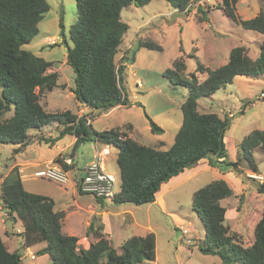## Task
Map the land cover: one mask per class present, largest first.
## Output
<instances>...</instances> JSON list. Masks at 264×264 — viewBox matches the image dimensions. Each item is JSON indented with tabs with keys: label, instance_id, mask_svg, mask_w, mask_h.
<instances>
[{
	"label": "trees",
	"instance_id": "16d2710c",
	"mask_svg": "<svg viewBox=\"0 0 264 264\" xmlns=\"http://www.w3.org/2000/svg\"><path fill=\"white\" fill-rule=\"evenodd\" d=\"M76 1L77 19L70 31L73 45L67 52V63L75 73V84L70 88L74 97L92 113L130 105L131 100L124 91L125 70L127 64L135 60V55L127 54L117 60L129 29L122 11L132 4L143 7L153 0ZM167 1L180 12L188 13L193 8V0ZM237 2L221 0L219 8L234 22L264 37V11L243 19L236 11ZM50 8L48 0H0V145L22 149L32 142L31 131L42 132L49 125H62L64 128L56 139L70 134L76 141L67 155L72 162H66V156L59 155L55 163L70 172L75 186L83 194L91 193L79 188L82 171L76 169L75 163L79 147L87 140L111 146L117 152L121 180L120 190L111 199L117 205L155 202L164 183L197 166L203 159L222 172L233 171L243 182L245 178L255 180L240 164L245 160L249 169L259 170L254 150H264V128L247 134L239 143L237 160H231L225 140L231 116L200 111L199 99L232 84L237 76L264 75V40L257 58H252L244 45H237L231 49L228 61L214 69L193 54L197 58L196 72H186L184 56L175 59L172 67L163 71L173 85L185 87L187 95L182 103L183 121L175 140L169 148L162 149L134 138V126L130 122L98 131L88 122L87 115L92 113L79 115L78 106L77 111H49L44 107L41 96L56 89L66 90V82L61 80L57 70H50L54 67L53 61L25 49L24 45L39 33V23ZM139 46L163 51V46L151 39L140 40ZM197 72L207 74L199 80ZM12 110L14 113L5 117ZM147 118L153 131H163L151 117L147 115ZM42 137L39 135L38 139ZM256 185L264 196V181ZM232 195L234 189L224 178H217L194 191L192 206L205 227L198 248L205 254L219 256L223 264H264V206L254 226V241L246 245L241 232L233 230L226 222L227 207L222 200ZM0 199L4 204L3 216L20 219L24 225V230L17 233L22 239L18 249H9L0 235V264H29L23 258L25 250L41 242H46V246L37 253L48 254L52 264H140L156 259L154 232L133 235L116 248L103 232L104 225L93 221L86 236L92 234L99 240L91 242L87 248L81 245L78 236L63 230L65 212L56 208L55 200L25 188L18 166L0 181Z\"/></svg>",
	"mask_w": 264,
	"mask_h": 264
},
{
	"label": "rangeland",
	"instance_id": "374dc122",
	"mask_svg": "<svg viewBox=\"0 0 264 264\" xmlns=\"http://www.w3.org/2000/svg\"><path fill=\"white\" fill-rule=\"evenodd\" d=\"M48 2L51 8L39 23V33L25 44L24 48L53 61L54 67L50 70H57L61 80L66 82V90L56 89L41 96L44 107L49 111L63 109L77 111V106L80 109V106L84 105L72 94L70 88L75 84V73L67 63L68 47L73 45L70 31L77 19V1L48 0ZM192 2L193 8L188 13L178 11L167 0H153L143 7L132 4L122 11V18L129 24V29L125 34L117 60L126 57L127 54L130 57L135 55V60L130 61L132 67L127 66L125 70L124 81V91L130 98L131 104L118 108L111 115H105L104 112L102 115L97 112H88V114L92 113L91 116L87 115L88 122L90 123V119L93 118V127L96 130L102 131L130 122L134 126V138L138 141L167 149L173 144L182 124V103L186 98L187 89L180 85H173L163 75V71L172 67L175 59L184 56L187 64L186 72H196L197 58L193 54H196L202 63H207V67L214 69L228 61L229 52L237 45L247 47L248 54L252 58L259 56L260 46L264 40L263 35L258 31L246 29L229 18L219 8L221 0H193ZM261 10L264 11V0H238L236 4V11L243 19L255 17ZM142 39L158 42L163 46V51L140 47L139 41ZM196 74L200 80L207 73L197 72ZM140 80L142 86H138ZM263 92L264 75L259 77L237 76L232 84L220 88L211 96L199 99V110L202 112H216L222 117L232 115L230 117L231 127L227 130L225 137L231 160H237L239 143L247 134L254 129L264 128ZM13 113L14 110L8 112L5 117ZM86 113L87 111H79V115ZM146 113L158 126H161L162 132L151 129ZM57 125H49L45 127V130H51L55 136H59ZM62 128L63 126H60V129ZM69 139H71L70 134H65L55 142L64 145ZM44 147L47 151H51L49 149L55 150L56 146L45 145ZM111 150L112 154L106 156L104 163H107L106 171L116 177L113 189L117 192L120 190L117 154L114 148ZM12 153L13 150L9 145H0L1 170L5 168L4 162L11 163L12 155H17V153ZM95 153L94 141L84 142L79 147L75 158L76 169L84 171L95 160ZM254 156L259 168L257 172L249 169L245 160L241 161L240 166L243 171L256 179L245 178L244 182L238 185L235 184L232 176L227 174L230 179L228 183L234 189V195L222 200V204L227 207L226 222L233 230L237 229L241 232L246 245L254 241V226L260 219L264 206V196L259 193L256 185L264 180V150L255 149ZM200 164L201 162L195 172L198 174L181 184L177 190L166 195L167 209L173 211L176 216L169 215V217L158 206L137 205L139 207L137 209L141 210L139 211L140 216L145 215L147 206L151 207L150 212L157 235V264H223L219 256L205 254L198 248V244L205 235V227L192 206L193 193L217 178H224L219 168L209 165L200 166ZM227 172L234 173L233 171ZM37 178L34 182L40 194L60 195L61 199H64L62 203L69 205L74 202L73 194L80 199V194H75L70 186H68L69 191L65 192L58 184L48 179ZM26 187L30 188L28 183ZM83 196L94 198L92 194ZM241 198L242 202H240ZM175 218L178 222L173 221ZM143 219H146V215ZM72 220L74 219L66 222L63 230L68 234L78 236L81 245L99 240L97 237H86L82 220L75 224ZM182 225L185 227V237L192 239L190 244L186 243L178 227ZM19 227H22L21 223L16 225V228ZM133 230L130 227L125 228L121 233L122 238L127 239L133 235ZM15 235L13 246L9 248L11 250L21 247L22 239L17 233ZM117 235L120 234H114L116 241H118ZM45 246L46 242H41L26 249L27 251L25 250L23 254L24 261L29 264H52V259L48 254L39 255L37 253ZM32 254L37 259H33Z\"/></svg>",
	"mask_w": 264,
	"mask_h": 264
},
{
	"label": "crops",
	"instance_id": "0c3cea01",
	"mask_svg": "<svg viewBox=\"0 0 264 264\" xmlns=\"http://www.w3.org/2000/svg\"><path fill=\"white\" fill-rule=\"evenodd\" d=\"M208 17L210 16L208 15ZM204 64L208 66L207 63L204 62ZM127 66L131 68L132 64L128 63ZM204 78L205 76L202 79ZM120 107H122V105L116 106L104 113L105 115H111L113 112H115ZM80 110L84 112L87 111L86 114L90 112V109L85 105L80 106L79 111ZM104 113L102 112L99 115H102ZM105 117H110V116H105ZM90 124L93 127V118L90 119ZM60 126L62 125H57L56 129L61 133L64 127L60 129ZM94 129L96 130V128ZM31 132L33 133L34 137H33L32 142L28 144L26 147L15 150L16 148H18V146L12 147L13 145H9L10 149L13 150V153H17V155L16 156L12 155L13 159L11 163L4 162L5 164L4 169L1 170L0 168V181L11 171L13 167L18 166L19 171L21 172V177H22L25 188L29 191L38 193L39 191L37 190L36 184L34 182L38 178L35 177L33 173L39 168L45 167L47 164L54 162V159L56 156L60 155V156H66V158H68L67 155L71 151V148L73 144L75 143L76 138L75 136L70 135L71 139L67 140L64 145H60L58 143L56 144L55 141L58 139H56V136L53 134L51 130L44 129L42 132H37V131H31ZM39 135L43 137L38 139ZM132 135L134 136V131ZM44 138H46L48 141L44 140ZM94 143H95V150L106 147V145H102L101 143L97 141H94ZM45 145L50 146V147L51 146H56V147H55V150H52L50 148L49 150L51 151H47L46 148L44 147ZM109 149H110V154H112V150H111L112 147L109 146ZM198 165L191 168L195 170L186 169L184 172L180 173L177 176H174L168 182L164 183L162 185L161 191L157 193L156 195V201L148 205H154V207L158 206L159 209L168 216L169 215L176 216V214L173 211H169L167 209L168 200L166 199V195L169 192L177 190V188L181 184L193 178L195 174H198V173H195L197 172L196 170H198L197 168L199 167ZM201 165L203 166L209 165L208 160L203 159L201 161L200 166ZM104 167L107 168V163L106 164L104 163ZM117 170L119 172L118 166H117ZM227 174L229 176H232V179L235 182V184L239 185L242 182V180L239 177H237L234 173L231 174L229 172H226V173L223 172L222 176H224V179H226L228 182H230V179H228ZM27 183L29 184L30 188L26 187ZM120 184H121V180H120ZM58 186L64 189L65 192L69 191V187H63L59 184ZM70 187L73 188V191L75 194L76 193L80 194L79 195L80 199H77L73 194L74 202L72 203V205L62 203L64 199H61L60 195H52L51 193H44V194L41 193L43 195H47L53 198L55 200L56 208H59L65 212V225L64 226H66V222H69L70 219H74L72 220L73 224L78 223L80 220H82L81 223L85 225L84 232L86 233L87 228L90 226V224L93 221L96 223V225L103 224L104 225L103 232L105 233L106 236H109L112 239L113 244L116 248H119L120 245L129 238L128 237L127 239H123L121 235L122 231L127 227L134 229L132 231L133 235H146L149 232L155 233V227H154L155 225H154L152 215L150 212L151 211L150 206H147L145 210L146 219H143L145 215L140 216L139 211L141 210L137 209L139 208L137 205H134V206H131V204L117 205L113 203L112 200L110 199L97 198L95 196H93L94 198H89V197L83 196L86 194L80 193L78 188L74 184L71 185ZM3 205L4 204L2 203V200L0 199V235L2 236L8 248H10L11 246H13L14 238L16 237L15 234L18 232H22L24 230V225L20 219L16 220L14 218L3 216L4 215ZM173 221L178 222L176 218L173 219ZM19 223H21L22 227L16 228V225H18ZM114 234H120V235H117L118 241H116ZM133 235H130V237ZM89 236L94 237L92 234H90ZM156 238H157V235H156ZM83 245L84 247L87 248L90 246V243H88L87 245L85 244ZM177 249H179V247ZM157 258H158V254L156 256V260L152 262L151 264H157Z\"/></svg>",
	"mask_w": 264,
	"mask_h": 264
},
{
	"label": "built area",
	"instance_id": "2783aa9c",
	"mask_svg": "<svg viewBox=\"0 0 264 264\" xmlns=\"http://www.w3.org/2000/svg\"><path fill=\"white\" fill-rule=\"evenodd\" d=\"M138 86H142L141 80L140 82L138 81ZM108 153V149L97 150L95 160L86 167L84 173L81 174L79 178L78 184L81 191L105 198H112L115 195L113 183L116 181V177L113 174L106 172L102 163L104 155ZM65 161L71 163L70 158L65 159ZM33 175L35 177L51 180L61 186H70L71 184H74L70 172L64 170L60 164L55 162L39 168L33 173ZM182 230L185 232L184 227ZM187 241L189 243L191 242L190 239H187ZM31 257L35 258L33 254Z\"/></svg>",
	"mask_w": 264,
	"mask_h": 264
},
{
	"label": "clouds",
	"instance_id": "9594fccd",
	"mask_svg": "<svg viewBox=\"0 0 264 264\" xmlns=\"http://www.w3.org/2000/svg\"><path fill=\"white\" fill-rule=\"evenodd\" d=\"M263 94H264V92H263ZM230 116H232V115H230ZM103 149H108L109 150V153L108 154H106V155H104V158H103V160H102V163H103V167H104V161H105V159H106V156L107 155H109L110 154V149H109V146L108 145H106V147H104V148H101V149H98V150H103ZM96 152H97V150H96ZM96 154V153H95ZM94 157H95V155H94ZM67 159V158H66ZM71 159V158H70ZM71 162H72V159H71ZM89 166V165H88ZM87 166V167H88ZM86 169V168H85ZM85 169H84V171H85ZM104 169H105V167H104ZM84 171H82V173H80V175L81 174H83L84 173ZM105 171H106V169H105ZM107 172V171H106ZM111 174V173H110ZM115 176V175H114ZM249 176H251V175H249ZM252 178H255V177H253V176H251ZM45 179V178H44ZM256 179V178H255ZM51 181V180H50ZM53 182V181H52ZM261 182V181H260ZM74 185H75V183H74ZM71 186V185H70ZM68 187V186H67ZM116 193V192H115ZM103 198H105V197H103ZM106 199H112V198H106ZM179 227V229L182 231V234H183V236H184V239H185V241H186V243H188V244H190L191 242H192V239H190V238H187V237H185V235H186V232H184L182 229H183V225H182V227L181 226H178ZM185 228V227H184ZM187 239H190V243L187 241Z\"/></svg>",
	"mask_w": 264,
	"mask_h": 264
}]
</instances>
